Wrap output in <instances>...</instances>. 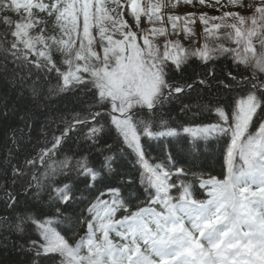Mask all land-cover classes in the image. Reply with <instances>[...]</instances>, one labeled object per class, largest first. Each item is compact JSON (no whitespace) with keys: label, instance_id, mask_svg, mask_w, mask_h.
Returning a JSON list of instances; mask_svg holds the SVG:
<instances>
[{"label":"snow or ice","instance_id":"6c2138e0","mask_svg":"<svg viewBox=\"0 0 264 264\" xmlns=\"http://www.w3.org/2000/svg\"><path fill=\"white\" fill-rule=\"evenodd\" d=\"M182 2L195 4L197 0ZM200 2L206 3L207 0ZM218 2L223 4L224 0ZM258 3L260 6L256 8L255 2L250 7L246 0H232L230 6L237 7L236 12L219 17L205 14L203 21L209 25L208 32L217 36L226 29L227 36L220 38L234 42L239 48L220 45L215 51L209 47L206 52L195 55L205 63H211L228 54L264 73V0H258ZM178 7L177 0L149 3L148 14L152 23L160 26L139 36L134 30L130 34L124 30L132 28L125 19L128 13L138 20L145 14L141 0H0V40L7 39L11 45L5 50L10 62H27L26 66H38L44 72L50 69L59 73L52 49L63 52L72 67L71 72L60 73L66 76L68 87L65 90L73 91L83 85H91L99 97L98 102L111 111V123L126 138V146L144 161L149 174L148 187L158 190L143 210L134 211L127 207L128 218L122 220L117 217L124 205L123 192L113 189L104 193L101 201L89 210L91 235L79 248L51 226L56 221H37L43 231V239L48 243L46 249L41 248V255L62 254L67 258L65 264H264V211L257 214L254 207L256 203L264 205V190L254 192L252 187H242L249 177L254 183L264 184V127L258 128V138L254 134L246 140L258 115L264 121V94H252L241 99L234 118L226 108L220 107L215 110L220 118L217 123L188 127L183 132L170 128L166 123L156 131L151 122H138L132 114L140 107L163 111L168 104L178 101L179 97L197 87L196 84L174 85L169 81L171 63L182 70L193 59L181 42L173 41V35H184L185 29L189 37L196 35L194 25L199 19L195 14H166L167 9ZM247 11L253 15H244ZM106 19L122 25L126 38L118 42L109 40L105 35L106 54L102 56L96 50L97 38L93 33L97 26L102 33L107 32ZM37 27H43L50 38L34 36L32 30ZM52 31L57 33L56 36H51ZM162 37L167 38L166 51ZM176 49H180L179 56L175 54ZM45 61L48 67H45ZM215 75L213 72L212 76ZM199 83L205 87L210 85V81L201 80ZM225 86L231 88L226 82ZM104 115L103 109H97L91 117L80 121L81 125L92 127L88 138L93 142L99 143L107 131L106 127L100 126ZM140 124L142 126H138ZM77 129L78 126L72 125L58 135L55 149L42 153V158L46 160L53 152L58 153L77 133ZM183 135L192 138L194 147L202 141L232 137L228 180L199 178L204 186L214 188L212 199L208 201H198L193 189L176 179L188 177L190 173L185 169L177 170L171 154V168L163 163L154 166L148 160L146 137L154 142ZM15 150L19 151V146ZM240 153H243V159L250 168L243 174H238L236 166ZM112 160L109 157L106 162L108 171L113 170ZM39 163L40 158L31 163L17 160L14 172L24 177L29 168L39 166ZM74 164L82 176L92 178L93 187L104 178L105 169L97 168L91 159L75 162L68 159L59 166L57 175L61 171L71 175ZM50 167L57 168L56 165ZM36 175L33 188L43 195L46 189L53 187L45 183L52 173L48 171L43 176ZM175 189L182 190L184 194L177 198L173 195ZM0 190L11 199L12 204L19 202V198L7 191L6 186H0ZM74 191L71 184L53 187L54 199L63 205L74 204L78 199ZM253 196L257 199L249 202ZM100 208L104 211L98 212ZM0 223L7 221L0 220ZM246 226L255 231H245ZM98 236L100 239H97ZM114 237L123 243H117ZM36 247L41 246L37 244ZM85 249L89 250L87 254Z\"/></svg>","mask_w":264,"mask_h":264},{"label":"trees","instance_id":"16d2710c","mask_svg":"<svg viewBox=\"0 0 264 264\" xmlns=\"http://www.w3.org/2000/svg\"><path fill=\"white\" fill-rule=\"evenodd\" d=\"M227 34L225 29L223 37ZM224 41L236 48L234 42L226 38ZM10 47L7 39L0 40V186H6L7 191L19 198V202L12 204L11 199L6 198L4 191L0 190V220L7 221L0 223V264H65L67 258L62 254H40L41 248L46 249L48 243L43 239V231L39 229L37 221H56L51 226L74 247L79 248L91 235L88 222L92 217L89 210L101 201L104 193L113 189L123 192L124 205L117 217L122 220L128 218L127 207L134 211L143 210L158 190L148 187L149 174L144 161L126 146V138L111 123V111L98 102L99 97L91 85H83L73 91L65 90L68 87L66 76L60 73L71 72L72 67L63 52L57 51L54 56L59 73H53L50 69L44 72L38 66H26L27 62H10L5 55V50ZM187 51L193 55V59L182 70L171 63L169 81L174 85L196 84L197 87L179 97L178 101L168 104L163 111H148L142 107L134 109L132 113L137 112L134 116L136 121L151 122L156 131H159L161 124L166 123L170 128L183 132L188 127L217 123L220 118L215 110L220 107L226 108L234 118L241 99L252 94H264V73H260L259 69L243 64L228 54L205 63L195 55L201 52L197 44L190 45ZM35 59L39 61L38 57ZM44 63L48 67V62ZM213 72L216 73L214 77ZM85 76L90 78L88 74ZM201 80L210 81V85L205 87L199 83ZM225 82L231 88L226 87ZM97 109L104 110L100 126L107 128L99 143L88 138L93 131L92 127L80 124L82 119L91 117ZM72 125L78 126L73 138L58 153L53 152L46 160L42 158V153L55 149L58 135H62ZM260 127H264V121L258 115L246 140H250L254 134L258 138L257 130ZM145 145L148 160L154 166L163 163L169 168L173 167L169 161L171 154L177 170L189 171L188 177L176 179L191 187L198 201L212 199L211 192L214 191L213 187L204 186L200 177L205 180L218 178L222 182L229 178V152L232 145L230 136L202 141L195 147L192 138L187 135L154 142L146 137ZM17 146L19 151L15 150ZM50 157L54 159L49 162ZM109 157L113 158L112 171L106 168ZM37 158H40L39 166L29 168L24 177L14 172L15 161L31 163ZM68 159L74 162L91 159L97 168L105 169L104 178L93 187L92 178L82 176L75 164L71 175H65L62 171L57 175L59 166ZM51 165H56L57 168H51ZM236 166L238 174L250 171L243 153L239 154ZM48 171L52 175L45 183L53 187L71 184L75 190L74 195L78 198L76 203H58L54 199L53 187L46 189L43 195L33 188L36 174L43 176ZM242 187H252L254 192L264 190V184L254 183L251 177ZM183 194L180 189L173 191L177 198ZM256 199L254 196L250 197L249 202ZM241 206L243 207V197ZM254 207L257 214L264 211L262 204L256 203ZM97 211L103 212L104 209ZM244 230L255 231L248 226ZM114 239L117 243L120 241L118 237ZM37 244L41 247H36ZM88 251L85 249V254Z\"/></svg>","mask_w":264,"mask_h":264},{"label":"rangeland","instance_id":"374dc122","mask_svg":"<svg viewBox=\"0 0 264 264\" xmlns=\"http://www.w3.org/2000/svg\"><path fill=\"white\" fill-rule=\"evenodd\" d=\"M161 2V0H141L142 7L145 9V14L143 15L142 19H137L132 13H128L125 17L127 20V23L132 26L131 30L125 29L124 31H130L134 30L137 35L143 36L150 31H152L155 27H158L160 25H154L152 23V20L150 18V15L148 14V6L149 3H158ZM167 3H171L172 0H165ZM179 3L178 8H170L166 10V14L168 16L171 15H179V16H189L191 14H195L199 19L198 23L194 25V30L196 35L189 37L187 35L186 29L184 35H173V41H179L181 42L185 49H188L190 45L197 44L200 46L201 52H206L209 47H211L214 51L218 48V46L223 45L225 47H231L229 44H227L224 39H221L220 37L223 36V31L221 33H218L217 36H213L211 33L208 32L209 25H206L203 21V16L205 14L211 16V17H219L222 15H225L229 12H236L238 10L237 7L230 6L232 3V0H224V3L221 4L218 2V0H207L206 3H201L200 0H197L195 4H187L182 2V0H177ZM246 2L251 7L253 3L255 2V7L258 8L260 4L258 3V0H246ZM220 9H223L221 12ZM159 12V9H157ZM244 15L251 16L253 13L251 11L244 12ZM38 18H40L38 16ZM235 22V21H233ZM105 27L107 29L106 33H102L101 29L97 26L94 27V36L97 38V46L96 50L104 56L106 54V49L104 47L105 40L104 36L108 35L109 40H116V41H122L126 37L124 35V31H122V25L116 24L115 20H105L104 21ZM34 36H48V34L45 33L43 27H37L36 29L32 30ZM56 32L52 31L51 36H56ZM161 42L163 43V46L165 48V51L167 50V38L162 37ZM118 46V45H117ZM146 46V45H145ZM111 47V45H109ZM236 48H239L238 45L235 46ZM49 48L52 49V46L49 45ZM43 50V49H42ZM53 56L57 53L55 49H52ZM175 54L177 56L180 55V49L175 50ZM86 75V74H84ZM118 243H123L122 240L118 241Z\"/></svg>","mask_w":264,"mask_h":264},{"label":"water","instance_id":"95a60500","mask_svg":"<svg viewBox=\"0 0 264 264\" xmlns=\"http://www.w3.org/2000/svg\"><path fill=\"white\" fill-rule=\"evenodd\" d=\"M132 114H133V116H135V115H136V113H132ZM50 160H52V158H51Z\"/></svg>","mask_w":264,"mask_h":264}]
</instances>
